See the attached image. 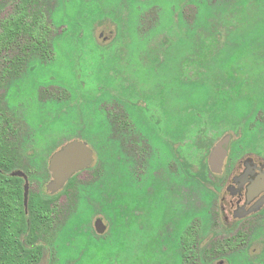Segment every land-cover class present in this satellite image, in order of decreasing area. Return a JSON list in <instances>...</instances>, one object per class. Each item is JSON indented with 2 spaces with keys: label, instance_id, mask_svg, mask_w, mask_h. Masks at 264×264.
Masks as SVG:
<instances>
[{
  "label": "rangeland",
  "instance_id": "374dc122",
  "mask_svg": "<svg viewBox=\"0 0 264 264\" xmlns=\"http://www.w3.org/2000/svg\"><path fill=\"white\" fill-rule=\"evenodd\" d=\"M40 2L46 54H0V214L34 264H264V207L235 219L221 180L264 164V0ZM73 142L92 163L56 189Z\"/></svg>",
  "mask_w": 264,
  "mask_h": 264
},
{
  "label": "trees",
  "instance_id": "16d2710c",
  "mask_svg": "<svg viewBox=\"0 0 264 264\" xmlns=\"http://www.w3.org/2000/svg\"><path fill=\"white\" fill-rule=\"evenodd\" d=\"M40 1L18 0L14 7V16L0 23L2 29L0 54L4 50L15 53L1 66L3 72L7 75H18L26 66L30 56L35 54L43 55L47 52L46 41L38 39L36 36L38 25L42 18ZM53 205L54 209H51V212L55 213L57 205ZM19 212L17 222L14 221L15 219L10 218L8 214L7 217H3L0 214V224H3L0 233V244L4 247L0 264H34L40 258V248H34L30 252L22 243L21 237L27 233L26 230L28 229L26 224L27 217H25L22 204ZM49 220L47 216H38L36 221H38V227H40L46 223L49 225ZM184 243L186 249H188L187 242L184 241Z\"/></svg>",
  "mask_w": 264,
  "mask_h": 264
},
{
  "label": "flooded vegetation",
  "instance_id": "af4514ba",
  "mask_svg": "<svg viewBox=\"0 0 264 264\" xmlns=\"http://www.w3.org/2000/svg\"><path fill=\"white\" fill-rule=\"evenodd\" d=\"M223 167L220 168L221 176ZM221 180L222 184H226L225 194L230 198L224 200V196V204L235 219L247 217L264 207V164L250 158L237 167H230L226 177ZM257 207L258 210L251 213Z\"/></svg>",
  "mask_w": 264,
  "mask_h": 264
},
{
  "label": "water",
  "instance_id": "95a60500",
  "mask_svg": "<svg viewBox=\"0 0 264 264\" xmlns=\"http://www.w3.org/2000/svg\"><path fill=\"white\" fill-rule=\"evenodd\" d=\"M91 163L92 153L85 145L79 142L68 144L51 160V170L55 179L54 188L63 186L70 177L87 168ZM257 210L258 207L251 210V213Z\"/></svg>",
  "mask_w": 264,
  "mask_h": 264
}]
</instances>
